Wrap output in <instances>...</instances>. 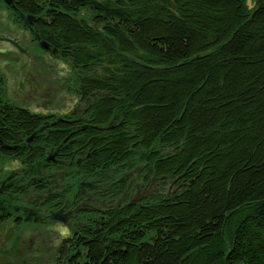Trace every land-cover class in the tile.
Segmentation results:
<instances>
[{"label":"trees","instance_id":"obj_1","mask_svg":"<svg viewBox=\"0 0 264 264\" xmlns=\"http://www.w3.org/2000/svg\"><path fill=\"white\" fill-rule=\"evenodd\" d=\"M13 1L77 104L0 100V229L70 216L68 264H264V0Z\"/></svg>","mask_w":264,"mask_h":264},{"label":"rangeland","instance_id":"obj_2","mask_svg":"<svg viewBox=\"0 0 264 264\" xmlns=\"http://www.w3.org/2000/svg\"><path fill=\"white\" fill-rule=\"evenodd\" d=\"M11 8L0 0V100L39 115L62 117L70 113L77 104L70 94V66L49 55ZM5 38L15 45L2 40ZM20 167L14 160L0 159L3 177ZM1 216L0 212V223ZM41 217L44 221L35 225L25 224L21 218L23 230L3 225L0 264H68L55 252L72 231L58 219L43 213ZM67 218L69 224L70 216Z\"/></svg>","mask_w":264,"mask_h":264},{"label":"water","instance_id":"obj_3","mask_svg":"<svg viewBox=\"0 0 264 264\" xmlns=\"http://www.w3.org/2000/svg\"><path fill=\"white\" fill-rule=\"evenodd\" d=\"M4 1L7 3L8 6H11V7L14 9V6H12V4H13V2H14L13 0H4ZM2 40H3V41H8V42L14 44L13 41H11V40H9V39H7V38L2 39ZM40 44H41V47H42L46 52H49V51H50L49 47L46 46V44H44V43H42V42H40ZM14 45H15V44H14ZM170 198H171L172 200H174V199H175V195H173V196L170 195ZM52 219H53V220H57V219H58L59 221L64 222V223H66V221H67L66 216H54V217H52Z\"/></svg>","mask_w":264,"mask_h":264},{"label":"flooded vegetation","instance_id":"obj_4","mask_svg":"<svg viewBox=\"0 0 264 264\" xmlns=\"http://www.w3.org/2000/svg\"><path fill=\"white\" fill-rule=\"evenodd\" d=\"M99 219H101V218H99Z\"/></svg>","mask_w":264,"mask_h":264}]
</instances>
